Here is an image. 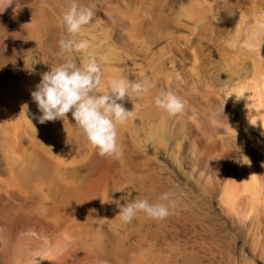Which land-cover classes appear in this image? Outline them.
Instances as JSON below:
<instances>
[{"label": "rangeland", "instance_id": "1", "mask_svg": "<svg viewBox=\"0 0 264 264\" xmlns=\"http://www.w3.org/2000/svg\"><path fill=\"white\" fill-rule=\"evenodd\" d=\"M74 1L93 16L80 33L70 34L63 15ZM74 1L30 0L22 9L0 12V191L16 187L14 192L25 196L15 176L31 152L32 158L49 162L65 187L83 188L81 198L67 206L62 228L73 250L90 251L86 264L98 258L100 264H264V138L217 124L205 136L183 111L163 117L165 111L154 103L164 90L194 99L204 109H219L213 81L244 67L240 54L264 26V0ZM62 37L88 42L71 58L78 66L85 57L95 58L102 77L98 93L107 92L112 78L137 81L143 74L150 81L147 93L122 102L134 117L118 126L119 158L100 156L71 113L64 120L39 122L31 92L41 73L63 62L57 55ZM232 165L247 178L253 170L259 175L261 210L252 218L240 219L220 197L215 174L224 181ZM43 182L40 190L38 185L32 190L41 212L47 200L38 194L49 187ZM120 188L125 189L116 191ZM129 192L130 199L150 202L170 192L176 207L163 220L138 213L124 223L111 201ZM4 200L0 197V221L19 207Z\"/></svg>", "mask_w": 264, "mask_h": 264}, {"label": "bare ground", "instance_id": "2", "mask_svg": "<svg viewBox=\"0 0 264 264\" xmlns=\"http://www.w3.org/2000/svg\"><path fill=\"white\" fill-rule=\"evenodd\" d=\"M28 1L30 0H0V12L15 7L19 8V6ZM46 1L49 2L50 0ZM23 6L20 8L22 9ZM249 40L250 41L247 42L248 46L244 48L240 54L244 61V67L241 68L242 65H240L241 69L238 68L237 71L231 74L229 73L226 78L213 81L215 83L214 85H216L213 91L219 96V109H204V106L196 100L189 99L188 97L187 100L183 98L181 94H177L184 103V116H186L196 129L205 136L206 134L209 135L213 126L217 124L224 128L238 126L240 128H238L239 130L251 138L255 136H257V138H264V122H262L264 121V26H261L256 31V34L254 36L252 35V39ZM240 95L242 96L238 99L237 96ZM163 113V117H167L168 113ZM31 149L32 148L29 149L30 152ZM27 153L29 152L27 151ZM28 155H30V153L27 154V156ZM32 156L33 154L31 152L27 161H25L26 164H24V167L20 169V171L16 173L17 176H15L17 187L19 186L18 188H21L25 192V196L21 197L14 192L16 187L14 191H11L12 188L10 190L3 189L6 188L4 186L0 191V197L2 199L4 198L8 202H12L19 206L17 211L11 216L10 211L7 213L10 216H8L9 218L7 220L0 221V264H86L87 261L90 262V251L89 255H87L85 253L86 251L82 248L81 252L73 250L69 240L70 236H68L62 228L67 206L74 198H81V196H79L82 193L80 189L83 190V188L79 186V188L75 190V187H72L73 189L65 187L62 183L64 180H60L62 176L60 177L56 172H53L49 162L47 163L46 160H39L36 157L32 158ZM247 170L249 169L247 168ZM229 173L230 175L226 177L224 181L219 179L217 173L214 179L216 185L220 184L219 186H221L219 188L221 191L220 197L225 206L236 212V215L240 219L254 217L256 213L261 210L258 211V205L256 204L258 202L256 195L258 188L256 189V185L259 183L258 180L260 178L257 179L259 175L256 176L253 170L252 173L250 172L252 174L251 178H247L245 171L237 165H232ZM250 173H247V175ZM41 181H44V184L46 182L49 186L46 193L38 194L40 196L44 195L43 199L47 200L46 209H44L43 212H41L42 208L36 207V201L38 200H35L33 196L35 191H32L37 185V188L40 190L39 182L41 184ZM42 185L41 187L43 188ZM69 189H72V191ZM17 191L19 192V189H17ZM9 205L11 208V203H9ZM0 208L2 209V207ZM38 208L41 209V211H39ZM1 209L0 211L3 212V209ZM7 210L8 207L6 211ZM55 217L58 218L56 222L54 219ZM74 217H76L75 213ZM258 217H260V215ZM75 221L74 223H76ZM71 224L73 225V221ZM68 227L70 226L67 225V228L65 227L66 231L69 229ZM72 227L73 226H71V228ZM76 230L77 229H75V231ZM84 231L82 232L84 233ZM75 233H73V235ZM83 235L81 237H83ZM82 251H84V253ZM98 259L93 261L96 263Z\"/></svg>", "mask_w": 264, "mask_h": 264}, {"label": "clouds", "instance_id": "3", "mask_svg": "<svg viewBox=\"0 0 264 264\" xmlns=\"http://www.w3.org/2000/svg\"><path fill=\"white\" fill-rule=\"evenodd\" d=\"M90 9H82L74 2L63 15V22L70 34L80 33L82 27L92 19ZM58 56L63 57L62 63L50 66L48 71L41 73V80L31 92L41 115V124L48 121L63 119L68 113L75 120V125L81 130L89 143L98 150L100 156L119 158L123 148L118 142V126L125 125L134 117V110H127L122 103L126 98H139L151 87L150 81L143 78L137 81L123 77L108 81V90L98 93L102 82L101 69L95 58L85 57L78 66L71 58V53L86 50L88 42L61 38L58 41ZM44 61V60H43ZM44 63L48 64L46 61ZM242 95L237 96L239 99ZM157 108L170 115L180 113L184 109L183 101L172 91L161 90L154 99ZM134 104V109H135ZM264 122V121H262ZM253 124V123H252ZM241 163L249 162L238 161ZM120 188L116 191H123ZM131 193L122 196L114 202L119 209L116 217L124 223H130L138 213H144L148 218L163 220L176 207L174 194L165 192L157 202L146 198L130 199ZM124 200L125 203H121ZM105 201L102 199L101 201Z\"/></svg>", "mask_w": 264, "mask_h": 264}]
</instances>
